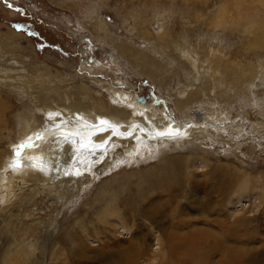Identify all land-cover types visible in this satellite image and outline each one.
Instances as JSON below:
<instances>
[{"label":"rangeland","instance_id":"rangeland-1","mask_svg":"<svg viewBox=\"0 0 264 264\" xmlns=\"http://www.w3.org/2000/svg\"><path fill=\"white\" fill-rule=\"evenodd\" d=\"M263 24L264 0H0V150L19 145L23 114L45 115L49 90L116 107L110 91L123 89L195 128L157 156L96 169L80 194L10 188L0 264L10 250L17 264H110L113 251L118 264H264ZM127 40L158 81L122 55Z\"/></svg>","mask_w":264,"mask_h":264},{"label":"bare ground","instance_id":"bare-ground-1","mask_svg":"<svg viewBox=\"0 0 264 264\" xmlns=\"http://www.w3.org/2000/svg\"><path fill=\"white\" fill-rule=\"evenodd\" d=\"M259 28L264 30V24ZM256 31L258 30L256 29ZM257 33L258 35L256 38V44L257 46L264 48V37L262 36V32H260L261 35L259 32ZM128 42V40L121 41V43L117 45L120 50L125 53H122V55L135 58L137 62L135 61L133 63L143 68L142 73L147 74V76L154 78L155 81H158V78L156 79L157 76L155 74L158 63L153 62L152 60L149 62V58H152L150 57V54L147 52H141L139 49L137 50L134 47L132 48L131 44ZM140 49L142 48L140 47ZM150 51L152 52L153 49ZM149 63H152L153 66H149ZM53 93H51L49 90L47 94L40 96L42 101L45 103H41V105L38 103L36 104L41 109L44 108V116L37 113L33 117H28L29 115L26 116L24 114L22 116L23 123L25 127L28 128V130H26V133L21 138L20 143L29 139L30 137L36 139V133L38 132L44 131L47 133L43 140H36L38 147H26L21 151L20 156H14L15 149L13 148L17 147L15 146L16 142H11L9 149L5 148L0 150V213L6 211V209L10 207L14 195L9 191V189L14 187L16 184L18 185V183L26 184L27 186V184L29 185V183L32 182L31 184L33 187L35 185H39L41 188H43L42 191H40L41 189H39V187L31 189L32 193L28 194L29 199L31 198V200L35 197V195L38 194V192L41 193L44 190L49 189L51 193V188L53 186H57L59 184H61L60 186H63V183H65L64 189L57 190V188L60 186L56 187V189L54 188L55 191L57 190V192L53 194L54 197L60 196L61 198H65L67 195L80 194V191L84 189L85 178H87L88 174L92 173L96 169H105L104 171L106 172L110 170V168L112 169L114 166H117L122 162L134 159L135 155L139 153H141L140 155L143 159H145L144 157L148 158L157 156L161 152L159 147H166V145L170 142L175 143V145L181 143V141L184 142L185 140V143L188 142L187 138L189 139V137L193 135L192 133L195 129L193 127H189L188 125L185 126L181 124H171L170 118L167 117L166 114L165 116H160V113L157 114V112H159L158 109L153 110L148 104L144 105L142 102H137L133 94L123 89H113V91H110V99L116 102V107H108V104L102 102V100L95 101L92 99L86 101L82 98L80 99L78 97H73L71 94V99L68 102V98L65 97L67 96L66 93H64L65 95L63 96ZM180 94L185 96L187 92L185 89H183L180 91ZM61 96L62 101L57 102L59 101V98L61 99ZM109 108L111 111H109ZM3 109L4 108L0 107V147L3 142L2 135L4 129L7 128L8 125V123L6 124L7 112H1ZM49 112H58L60 113V116L50 118L48 116ZM100 120H105L107 123L101 125L99 123ZM169 125H171L173 130L180 129L181 135L174 139L171 137H165L163 139L159 138L158 133L166 131ZM101 127L107 129V131L102 134V136L97 137L96 133L99 132ZM205 128L207 127L205 126ZM141 129H143V131H141ZM130 131L134 133L133 137L127 136V133ZM65 134H73L70 136V138L77 139L78 152L76 157L71 160H68L67 145L63 140ZM109 136H111V139L105 148L97 150L94 154L89 152L87 149L79 148L80 142L87 143L91 140L94 143L97 139H108ZM135 137H139V139H136ZM54 138H59L57 145L60 149L59 151H57L54 147ZM121 145L123 148H125V150L119 152V147ZM91 146L92 145H90V147ZM98 157L102 158L98 159ZM16 160H20L22 162V168L13 167V162ZM66 160H68L67 163ZM41 166L46 169L45 172H41L39 170ZM77 169L83 173L82 178V175H75ZM65 173L70 174L65 175ZM21 198H24L25 201L24 194H22ZM22 204H24L23 201ZM14 215L16 214L14 213ZM16 216L18 218V215ZM18 232L13 235L16 242L20 239V236H23L22 232H20L21 235ZM51 232H48L45 235L46 244H49L50 239L53 238L54 234ZM21 248L23 247L21 246ZM17 249L18 248L14 250L17 251ZM7 252H9L6 255L7 259H10L8 260L7 264H17V262L20 263V260H22L21 257L24 255L19 251L17 254L19 258L18 259L16 255H13V251L10 250ZM25 254L26 258L29 259L28 254H30V252H25ZM159 255H162V253H159ZM6 256H4V260ZM115 256L116 254L114 251L111 252L109 255V257H112L111 262L109 261L110 264H118L122 259V257H120V253H118L116 257ZM110 259L111 258H109V260Z\"/></svg>","mask_w":264,"mask_h":264},{"label":"snow or ice","instance_id":"snow-or-ice-1","mask_svg":"<svg viewBox=\"0 0 264 264\" xmlns=\"http://www.w3.org/2000/svg\"><path fill=\"white\" fill-rule=\"evenodd\" d=\"M9 7H11V5H9ZM15 27L17 28H23L24 25H15ZM31 35H36L35 33H30ZM43 45H41L42 47ZM145 83H147L145 81ZM48 116L50 118H53V117H56V116H60V113H51L49 112L48 113ZM63 123V121H62ZM99 123L101 125L103 124H106L107 121L105 120H100ZM189 127H191V125H189ZM107 131V129L101 127L99 129V132L96 133V136L97 137H100L102 136V134H104L105 132ZM141 131H143V129H141ZM186 134V133H185ZM47 135L46 132L44 131H41V132H38L36 133V139H33V138H29L25 141H23L22 143H20L16 148H15V155L16 156H19L21 154V151L26 148V147H32V148H35V147H38L37 143H36V140L39 139V140H43L45 138V136ZM73 134H65L64 137H63V140L64 142L66 143L67 145V153H68V160H71V159H74L77 155V152H78V148H77V139L75 138H70V136H72ZM134 133L133 132H128L127 133V136L128 137H133ZM181 135V130L180 129H175L173 130L171 125L168 126V129L164 132H160L158 133V136L159 138L163 139L165 137H171V138H176L178 136ZM136 139H139V137H135ZM55 139V143H54V147L56 148L57 151H59V147L57 146L58 145V140L59 138H54ZM111 139V136L108 137V139H97L94 143L93 141H89L87 143L85 142H80L79 143V148L80 149H87L89 152L91 153H95L97 150H100V149H104L105 146L109 143V140ZM90 145H92L90 147ZM102 157H98V159H100ZM68 160H66V163L68 162ZM13 167H23L22 165V162L20 160H16L13 162ZM39 170L41 172H45L46 169H44L42 166L39 168ZM70 173H65V175H69ZM75 175L77 176H81L83 175V173H81L78 169L76 170L75 172Z\"/></svg>","mask_w":264,"mask_h":264}]
</instances>
